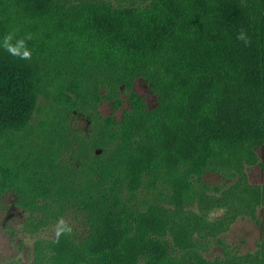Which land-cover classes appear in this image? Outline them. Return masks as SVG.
Returning <instances> with one entry per match:
<instances>
[{
  "label": "trees",
  "instance_id": "1",
  "mask_svg": "<svg viewBox=\"0 0 264 264\" xmlns=\"http://www.w3.org/2000/svg\"><path fill=\"white\" fill-rule=\"evenodd\" d=\"M241 28L248 47L236 39ZM12 30L34 34L27 45L43 59L54 101L51 133L41 125L55 145L50 163L33 150L11 159L46 84L0 47V203L12 193L26 210L31 264H204L196 231L223 242L237 218L257 217L264 187L246 182L264 144V0H0V43ZM139 78L156 108L135 90ZM124 96L122 121L98 111L103 100L120 108ZM73 112L89 120L84 148L67 145L79 135ZM135 124L145 128L131 142L132 165L122 157ZM198 194L207 212L225 214L212 223L185 214ZM60 218L71 235H41ZM230 249L205 263L264 264V241L256 255Z\"/></svg>",
  "mask_w": 264,
  "mask_h": 264
},
{
  "label": "rangeland",
  "instance_id": "2",
  "mask_svg": "<svg viewBox=\"0 0 264 264\" xmlns=\"http://www.w3.org/2000/svg\"><path fill=\"white\" fill-rule=\"evenodd\" d=\"M141 3V1H139ZM2 5L4 3H1ZM16 60L17 57H14ZM54 58V57H53ZM26 66L29 73L36 74L39 72L42 79H44L42 84H46L45 92L39 95V102L41 109L34 115V118L30 125L18 132L19 146L16 151H12L9 156L11 159H15L16 155H22L27 157L28 151L33 150L37 155L42 158V164L47 165L51 161V155L55 150V145L51 143V137L45 136L41 125L45 122V128L51 133V124L47 125V110L52 107L54 101L50 97V83L48 80V73L44 72L47 68H42L43 59L37 57L32 60H25ZM39 75V74H38ZM135 90L146 100L149 108L154 109L159 104V97L153 92L151 86L144 78L137 79L135 83ZM125 100L120 108H114L111 101L103 100L98 108V111L103 116H113L117 121H122L123 114L128 108L129 104L127 102V96H124ZM72 128H75L79 135L76 133L68 136V139L72 141L70 145L72 149L84 148L83 143L80 142L85 138L82 134L88 133L89 120L85 115L74 113L71 116ZM145 128L144 124H135L127 132V144L123 152V159L129 160L128 162L132 165L134 162L139 163L137 158L133 156L130 146L131 142L143 131ZM60 137V136H59ZM60 142H64V139H59ZM69 141V140H68ZM84 141V140H83ZM87 143V142H86ZM42 150L45 152L43 156ZM260 162L256 165H251L248 167L247 175L248 180L246 182L249 186L264 187V144L257 149ZM137 156V155H136ZM133 167V166H132ZM132 176L135 177V168L132 169ZM205 181L216 185L221 182V177L215 174H208L204 177ZM64 180H67L64 177ZM80 180V179H78ZM69 185L68 183H66ZM206 196L198 194L195 200L192 202L188 201L183 205V211L185 214L190 216L194 214L200 215L202 213H207L208 222H216L225 214L224 208L214 207L207 212ZM169 206V205H163ZM27 212L19 205L16 204V197L12 193L6 194L0 203V264H31L33 245L35 241V236L30 235V233L24 231V222ZM256 216H245L237 218L230 228L220 235V242L218 238H211L208 235V230L196 231L192 238V243L198 244L202 247L201 254L203 255V260L207 263L214 261L216 258L223 257L225 251L233 248L236 252L245 255L252 254L256 255L261 243L264 241V204L257 206ZM72 219L69 218L71 222ZM73 222H77L73 220ZM208 224V223H207ZM55 226L50 225L47 230L41 233L42 236L53 237L55 234ZM230 246V248H227ZM77 259V258H76ZM202 263L203 261L200 260ZM76 262V260H75ZM204 264H207L205 263ZM77 264H97L92 259L88 258H78ZM104 264V263H101Z\"/></svg>",
  "mask_w": 264,
  "mask_h": 264
},
{
  "label": "clouds",
  "instance_id": "3",
  "mask_svg": "<svg viewBox=\"0 0 264 264\" xmlns=\"http://www.w3.org/2000/svg\"><path fill=\"white\" fill-rule=\"evenodd\" d=\"M17 31L18 30H12L5 33L2 38V43H0V47H3L4 50L13 57L22 60H30L32 58V50L28 48L27 41L33 40L34 34L28 33L25 36L17 38ZM236 39L241 41L246 47L251 45V38L244 28H241L238 31ZM72 232L73 226L64 218H60L55 226L57 242L61 236L71 235Z\"/></svg>",
  "mask_w": 264,
  "mask_h": 264
}]
</instances>
